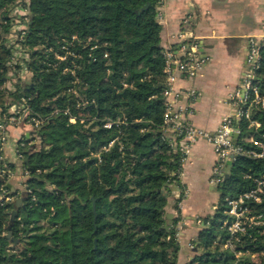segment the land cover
<instances>
[{"label":"trees","instance_id":"obj_1","mask_svg":"<svg viewBox=\"0 0 264 264\" xmlns=\"http://www.w3.org/2000/svg\"><path fill=\"white\" fill-rule=\"evenodd\" d=\"M161 2L29 0L22 43L31 78L19 77L9 90L8 33L17 0H0V117L17 104L46 118L20 140L27 196L11 227L16 243L6 232L20 193L0 177V192L3 186L11 196L0 198V264H179L182 194L174 202L178 215L165 228V192L182 188V155L163 129ZM260 55L254 83L264 93V40ZM251 112L261 125L240 121L237 142L245 149L253 146L246 137L264 133V107ZM263 173L264 159L237 155L218 185L215 212L200 217L190 264H264L262 225L241 236L245 255L225 246L232 219L227 198L254 187ZM257 210L264 212V201Z\"/></svg>","mask_w":264,"mask_h":264},{"label":"crops","instance_id":"obj_2","mask_svg":"<svg viewBox=\"0 0 264 264\" xmlns=\"http://www.w3.org/2000/svg\"><path fill=\"white\" fill-rule=\"evenodd\" d=\"M160 10L162 45L166 51L178 58L184 53L183 42L199 41V55L206 62L195 77L178 73L176 88L183 92L181 104L191 110L190 121L214 131L222 117L234 109L228 98L242 83L251 42L264 40V0H164ZM190 90L195 91V96L185 94ZM26 132L22 125H11L3 149L5 162L15 165L8 187L20 194L25 190L27 175L17 149L20 138L27 137ZM215 161L213 145L200 139L193 144L184 165L181 182L189 189V195L179 205V264H190L195 256L192 241L201 229L198 218L213 214L217 208L219 184L211 181ZM2 164L0 161V168ZM178 192L174 185L165 192L167 213L174 216Z\"/></svg>","mask_w":264,"mask_h":264},{"label":"built area","instance_id":"obj_3","mask_svg":"<svg viewBox=\"0 0 264 264\" xmlns=\"http://www.w3.org/2000/svg\"><path fill=\"white\" fill-rule=\"evenodd\" d=\"M26 2V5L23 4ZM162 0L161 4H163ZM29 0H17V4L10 13L16 18V22L11 27L8 33V42L11 47L12 55L9 61V69L7 72V82L9 90H15L16 83L19 77L26 80L30 75L27 62L30 59L29 52L23 47L24 40L29 22ZM162 13L159 9L158 22L161 24ZM264 30V26H263ZM262 42L252 41L247 55L248 68L244 74L240 86L229 95V103L233 106V111L225 114L214 131L199 127L190 121L189 115L191 110L187 105L181 104V96L183 92L176 88L178 73H182L187 77H195L198 75L206 58L199 55V44L197 42H183L181 45L183 55L176 58L171 51H166L167 62L165 72L167 79L163 95L166 102V111L164 114V135L170 141V144L175 150L181 153L182 166L179 169L178 176L184 174V165L189 159L193 144L200 140H207L213 145L216 155V161L213 167V176L211 181L217 185L221 183L228 174L229 161L234 162L237 155L245 154L254 158L264 159V133L260 137L250 135L246 137L253 146L245 149L238 144L237 140L241 133L239 123L243 119H249L250 125L258 128L261 123L256 119H251V110L254 105L264 107V93H261L258 85L254 83L255 71L260 64V48ZM60 59H65L64 55H57ZM67 69V68H66ZM187 96H195V91L190 90ZM26 102V99L23 98ZM24 116H27L26 123L30 128L37 129L46 120L36 113L30 114L28 105L18 106L13 104L9 112L3 113L0 117V161L4 167L0 168V177L12 175V171L5 162L3 149L8 140V129L11 125H20ZM72 120H74L72 118ZM106 126H110L107 123ZM31 129V130H32ZM31 136V131H30ZM29 136V137H30ZM28 138V137H27ZM21 140V138H20ZM20 140L18 141V155L22 159L20 153ZM255 185L251 189L239 194L236 197H228V214L231 216V221L228 225L230 237L225 246L236 250V257L245 255L246 251L243 247L242 235H246L250 230L257 226H264V212L257 210V206L264 201V173L254 178ZM182 188L177 184L178 196L182 194L183 199L189 195V189L181 182ZM1 198L10 200L11 196L6 194V188L1 187ZM182 199V201H183ZM182 201L179 203L181 205ZM178 212L175 211V216ZM198 223L201 224V219L198 218ZM264 229V228H263ZM253 257L256 253L252 254Z\"/></svg>","mask_w":264,"mask_h":264},{"label":"water","instance_id":"obj_4","mask_svg":"<svg viewBox=\"0 0 264 264\" xmlns=\"http://www.w3.org/2000/svg\"><path fill=\"white\" fill-rule=\"evenodd\" d=\"M26 120H27V116H24L20 125L26 127L27 129V132H26V135L27 137L30 136V131H31V128L29 125H27L26 123ZM233 162L229 161V164H232ZM174 189H176V186L174 185ZM27 196V190L25 189L24 191L21 192L20 196H18L17 198H15L13 200V208L10 212V221H9V224L7 226V232H6V237L8 239H10V241L16 243L18 241V239L13 236V231L11 230V227H12V223L14 222V220L16 219V216L18 214V210L21 206H24V200H25V197ZM175 207V204L173 205ZM166 217H167V223L165 224V228H168L169 225H171L172 223V219L174 217L173 213H167L166 214ZM194 250H196V248H194Z\"/></svg>","mask_w":264,"mask_h":264},{"label":"rangeland","instance_id":"obj_5","mask_svg":"<svg viewBox=\"0 0 264 264\" xmlns=\"http://www.w3.org/2000/svg\"><path fill=\"white\" fill-rule=\"evenodd\" d=\"M27 78H28L27 80H22V83H25V81H26V82L30 81L31 76L29 75ZM23 81H24V82H23ZM6 82H7V81H6ZM6 82H5L4 86H5L7 89H10V87H9V83H6ZM36 142H38V140H36ZM210 197H214V196L210 195Z\"/></svg>","mask_w":264,"mask_h":264}]
</instances>
